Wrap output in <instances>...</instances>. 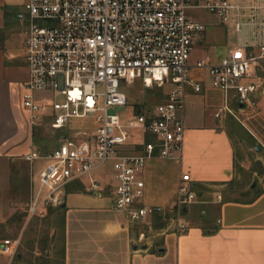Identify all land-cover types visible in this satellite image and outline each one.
<instances>
[{"label": "built area", "instance_id": "obj_1", "mask_svg": "<svg viewBox=\"0 0 264 264\" xmlns=\"http://www.w3.org/2000/svg\"><path fill=\"white\" fill-rule=\"evenodd\" d=\"M25 7L29 78L23 104L31 130L71 132L53 150L24 157L43 163L27 206L30 217L61 207L68 185L83 177H90L89 191L103 193L106 188L92 176L110 165L115 210L134 224L148 223L167 209L144 203V166L149 160L182 159L187 89L202 91L192 70L208 73L211 86L224 92L228 112L231 99L243 106L262 88L255 70L264 61V34L256 55L239 46L219 59L206 56L191 63L196 37L205 25L190 11L206 10L226 24L234 19L241 31L244 7L239 0H26ZM138 81L146 89L168 88L165 99L127 119L111 113L128 106L124 87ZM37 93L51 96L40 100ZM81 120L93 121L95 129H76ZM146 135L157 141L146 142ZM191 181L189 174L181 176L170 207L178 234L189 229L186 209L198 202ZM19 246V239H4L0 253L13 259Z\"/></svg>", "mask_w": 264, "mask_h": 264}, {"label": "crops", "instance_id": "obj_2", "mask_svg": "<svg viewBox=\"0 0 264 264\" xmlns=\"http://www.w3.org/2000/svg\"><path fill=\"white\" fill-rule=\"evenodd\" d=\"M239 1L243 11H250L252 16L259 18L258 28L261 27V34H264V0ZM25 5L26 0H0V242L18 225L22 226L18 228V237L22 240L30 222L28 219L18 224L27 213L43 163H30L25 160V155L31 151H51H44L37 144L30 127L29 112L23 104L25 83L29 78L24 47V31L28 25ZM198 11L192 10L190 15L201 22L196 16ZM215 17L224 24L217 40L203 42L205 27L196 37L194 53L198 50L204 57L219 59L210 50L228 40L234 19L232 24H226ZM236 31L241 35L238 45L229 48L223 56L239 46H247L251 54L252 49L258 50L255 39L242 36L243 28ZM201 59L194 58L192 53V64ZM191 73L202 85V91L187 89L182 159L149 160L143 171L144 203L169 211L153 215L146 224L130 222L115 210L108 182L96 171L92 177L106 188L103 193L89 191L90 177H83L68 185L64 205L51 211L60 219L62 248L57 253L56 243L52 242L43 257L46 264H264V179L259 181L258 189L250 199L219 198L229 193L230 184L236 177L238 157L227 128L228 114L232 112L225 110V94L223 106L220 99L213 97L210 82L211 87L206 84L209 78L206 71L193 69ZM50 96L49 93L36 94L38 99L46 101ZM132 107L135 112L152 108ZM87 121L89 125L93 124V121ZM145 140L157 141L153 135H146ZM260 160L264 166V159ZM183 174L190 175L192 188L198 194V202L187 209L192 210L197 205L204 210L201 217L187 219L189 229L178 234L173 218V223H167ZM145 228L154 229L156 233L149 237ZM56 230L50 236H55ZM27 253L22 250L13 259L0 253V264H28ZM32 254L34 260L39 256L35 252Z\"/></svg>", "mask_w": 264, "mask_h": 264}, {"label": "rangeland", "instance_id": "obj_3", "mask_svg": "<svg viewBox=\"0 0 264 264\" xmlns=\"http://www.w3.org/2000/svg\"><path fill=\"white\" fill-rule=\"evenodd\" d=\"M6 1L16 2L18 0ZM243 13L244 15L242 16L241 21L245 25L243 27L242 36H246L249 39H255L259 43L262 40L260 31L262 28H258L260 25L259 18L256 17V15L252 16V12L250 11H243ZM196 16L206 27V31L202 33L204 37L203 42L217 40L218 32L224 27V24H221L214 15L206 11L200 10L197 12ZM233 26L229 28L228 40L218 43L213 51L210 50V52L215 53V58H220L227 53L229 48H233L238 45L241 35ZM251 52L253 55H256L259 51L257 49H252ZM193 57L204 58L203 53L198 50H196L195 53L193 52ZM255 75L257 78L261 79L262 88L259 93L253 96L251 102L244 104L243 106L232 99L229 102V107L231 108L232 113L228 114L229 120H227V128L230 131L235 143L238 162L236 163V177L230 184V189L228 190L229 193L222 197L221 200L250 199L251 196L256 193V190L259 187V181L264 179V166L263 162L260 160L264 159V61L257 65ZM209 82L210 80L208 78L206 83L207 87L209 86ZM137 83L138 84L133 87H124V90L127 92L129 106L115 107L110 110L111 113H118L121 117H123V119H127L131 115L135 114L132 106L142 105L143 107L150 108L165 99L168 88L146 89L141 86L139 81ZM211 90L213 91V97L220 99V104L223 106L224 92L214 87H211ZM80 123L83 125L81 126ZM75 128H84L85 130L92 132L95 129V124L93 123L92 125H89L88 121L81 120L75 123ZM70 133L71 132L68 129L53 133V131L49 129L36 128L34 130V138L36 139L37 144L42 146L44 151H48L56 148L58 146L59 139L61 137L69 136ZM139 136L141 138L140 134H136L135 138L139 140ZM255 147H259V151H256ZM97 173L108 182L109 186L114 185L115 180L110 165H106L102 169L98 170ZM253 183L254 187L252 186ZM194 206L192 207V210L187 209L186 219H194L202 216V211L204 209L197 205ZM52 210L53 208L49 209L45 216L30 217L28 213H24L18 224L21 222L23 223L28 219L30 222L27 226L23 239L21 240V237H18V228L22 227L19 225L16 227L15 231L9 235V237H5L7 239L20 240L18 253L22 250H26V253L28 252L26 259L28 264H46L47 260L45 261L44 258L46 256L47 249L50 247L52 242L56 243V252L59 253L61 251L60 219L59 217L53 216L51 213ZM169 213V221L167 225L171 224V218L174 217L172 212ZM157 217L159 218L160 216ZM55 229H57L56 235L50 236ZM143 230L146 231V234L149 237L156 233L154 229L150 230L145 228ZM33 252L39 254L35 260L32 258Z\"/></svg>", "mask_w": 264, "mask_h": 264}, {"label": "water", "instance_id": "obj_4", "mask_svg": "<svg viewBox=\"0 0 264 264\" xmlns=\"http://www.w3.org/2000/svg\"><path fill=\"white\" fill-rule=\"evenodd\" d=\"M255 150H256V151H259V147H256V149H255ZM63 205H64V204H63ZM63 205H62V206H63Z\"/></svg>", "mask_w": 264, "mask_h": 264}, {"label": "trees", "instance_id": "obj_5", "mask_svg": "<svg viewBox=\"0 0 264 264\" xmlns=\"http://www.w3.org/2000/svg\"><path fill=\"white\" fill-rule=\"evenodd\" d=\"M159 220H161V219L159 218Z\"/></svg>", "mask_w": 264, "mask_h": 264}, {"label": "snow or ice", "instance_id": "obj_6", "mask_svg": "<svg viewBox=\"0 0 264 264\" xmlns=\"http://www.w3.org/2000/svg\"><path fill=\"white\" fill-rule=\"evenodd\" d=\"M239 55V54H238Z\"/></svg>", "mask_w": 264, "mask_h": 264}]
</instances>
